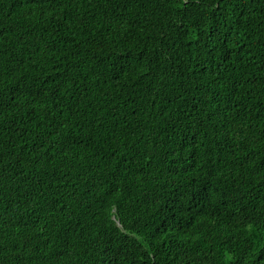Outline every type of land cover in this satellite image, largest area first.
I'll list each match as a JSON object with an SVG mask.
<instances>
[{"label":"trees","instance_id":"trees-1","mask_svg":"<svg viewBox=\"0 0 264 264\" xmlns=\"http://www.w3.org/2000/svg\"><path fill=\"white\" fill-rule=\"evenodd\" d=\"M0 264H264V0H0Z\"/></svg>","mask_w":264,"mask_h":264}]
</instances>
